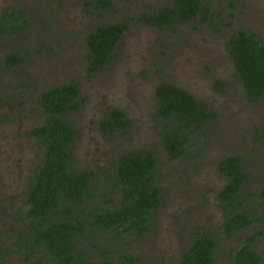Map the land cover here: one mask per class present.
<instances>
[{
  "label": "rangeland",
  "instance_id": "374dc122",
  "mask_svg": "<svg viewBox=\"0 0 264 264\" xmlns=\"http://www.w3.org/2000/svg\"><path fill=\"white\" fill-rule=\"evenodd\" d=\"M226 2L212 0V7L223 10ZM170 3L111 0L108 9L93 10L84 0H0V14L21 7L29 20L23 33L0 39V62L10 52L24 56L21 65L0 71V237H8L6 233L20 219L15 207L22 201L32 166L42 155L39 141L29 134L44 120L38 97L72 80L79 82L78 106L67 115L77 129L72 167L106 170L123 151L150 148L158 158L161 188V203L149 215L141 236L95 230L90 240H82L86 250L98 251L95 244H104L115 254L135 252L138 264H174L193 241L196 228H220L216 195L225 178L217 162L225 156L241 158L242 168L249 172L242 190L251 206L256 204L257 190L264 183V145L259 140L264 134V97L254 102L246 99L225 45L238 27L264 44V0H235L231 18L212 22L195 17L165 29L131 23L115 46L116 58L97 73L87 72L85 37L91 30ZM160 79L188 91L215 112L190 135L186 154L176 159L166 154L159 134L161 122L154 117V89ZM108 108L121 109L129 119L126 134L104 136L99 131L98 122ZM100 176L91 185L94 194L111 186L108 178ZM101 199L94 195L86 203L102 204ZM252 208L262 213L261 208ZM247 234L242 230L222 239L214 264H231L224 252L237 248ZM255 248L264 251V236Z\"/></svg>",
  "mask_w": 264,
  "mask_h": 264
},
{
  "label": "trees",
  "instance_id": "16d2710c",
  "mask_svg": "<svg viewBox=\"0 0 264 264\" xmlns=\"http://www.w3.org/2000/svg\"><path fill=\"white\" fill-rule=\"evenodd\" d=\"M226 3L223 10H218L212 7V0H171L169 5L96 26L85 37L88 74L101 71L116 58L115 46L131 23L165 29L187 23L195 17L201 22L231 18L235 0ZM84 4L93 10H106L111 6V0H84ZM28 26L23 8H6L0 16V39L21 34ZM225 48L233 61L234 77L242 84L246 99L254 102L264 97V44L254 33L238 27L228 36ZM23 61L21 53L10 52L0 62V70L18 66ZM78 93L79 82L76 80L43 91L38 97V105L44 120L29 131L38 139L43 153L25 193V202L30 206L28 238L46 252L68 253L75 248V241L90 237L95 230H111L117 236L129 233L141 236L147 230L149 215L161 203L158 158L154 149L125 150L106 170H76L72 167V145L77 129L67 115L77 108ZM154 97V117L161 122L162 146L169 158L182 157L186 154L190 135L212 119L215 112L188 91L164 79L156 85ZM129 123L121 109L108 108L98 122V129L104 136L124 135L129 130ZM240 160L237 155L227 156L217 163L218 171L226 178L217 193L219 206L224 212L220 231L196 228L192 243L183 250L175 264H214L216 248L223 237L232 236L255 220L243 207L246 196L242 188L248 172L241 167ZM100 175L108 178L111 186L94 194L91 185L98 178L102 179ZM94 195L102 197V204L89 206L86 202ZM260 195L264 199V186ZM249 241L247 238L235 257L229 251L228 259L234 264H256L258 258L249 249ZM121 258L127 264L134 261L128 252Z\"/></svg>",
  "mask_w": 264,
  "mask_h": 264
},
{
  "label": "flooded vegetation",
  "instance_id": "af4514ba",
  "mask_svg": "<svg viewBox=\"0 0 264 264\" xmlns=\"http://www.w3.org/2000/svg\"><path fill=\"white\" fill-rule=\"evenodd\" d=\"M1 14H0V16H1ZM225 47H226V45H225ZM21 64H19V65H21ZM15 67H17V66H15ZM15 67H11L8 69H2V70H10V69H13ZM31 136H33V135H31ZM259 140L264 145V136H260ZM42 153H43V148H42ZM230 156H235V155H230ZM225 157H227V156H225ZM225 157H223V158H225ZM223 158H221V159H223ZM38 160L32 166V169L30 171V174H29V177L27 178L26 183L24 182L25 184L23 185V189L21 191V197H22L21 202L22 203L21 202L18 203L15 207V209H16L15 210V212H16L15 216L17 215L20 219L17 220V224L11 226L10 230H8V232L6 233V235L8 237H5V239L3 236L0 237V264H127V263H125L126 262L125 259L121 258V255L123 253H126V252H128L131 256L134 257V261L131 262L130 264H138L139 263V257H138V254H136L135 252L121 251V252L115 254V252H110L109 248L106 249L104 244L100 245L101 250H98V251L86 250L83 247V243L86 239L90 240L89 236H85V237L80 238V239L78 238L79 241H75V244H76L75 248L68 253L46 252V251L42 250V248L40 246L35 245L32 242V240L30 238H28L29 230L27 229V224H29L28 212H29L30 206L25 202V193H26L27 186L30 182V178L33 174V170L38 163ZM240 162H241V160H240ZM262 176L264 178V173H262ZM224 178H225V176H224ZM248 178H249V172H248ZM247 179L245 181H247ZM245 181H244V183H245ZM225 182H226V178H225ZM224 184H223V186H224ZM263 186H264V183L257 190V202H256V204L254 206H251L250 202L248 201V199L246 197L245 206H243L244 209L246 210L247 214L249 215V217H251L255 220L248 227L241 228V229L237 230L232 236L223 237V235L221 234L223 239H227V238L233 237L239 231H242V230L248 231V234L245 236L242 244H240L235 249H231V250L228 249L224 252V255H223L224 259L226 258L231 264H234V263L228 259L229 251H232V255H233V257H235L236 251H238L239 249H241L245 245L247 238L248 239L250 238L249 249L251 251H253V253L255 255H257L258 260H257L256 264H264V251L259 252L255 248L256 242L264 236V199L260 195L261 188ZM243 194H244V196H246L245 193H243ZM216 199H217V206L222 213V220H221V225H222L223 218H224V215H223L224 212L219 206V201H218L217 195H216ZM252 207L261 208L262 213L258 214L257 209H254ZM0 214H1V211H0ZM33 223L35 224L36 222L34 221ZM221 225H220V228H221ZM220 228L218 230H215V231H220ZM203 229H205V228H203ZM211 231H214V230H211ZM193 238H194V235H193ZM82 240H83V243H82ZM95 247H99V245L95 244ZM216 253H217V248H216V252H215V257H216Z\"/></svg>",
  "mask_w": 264,
  "mask_h": 264
}]
</instances>
